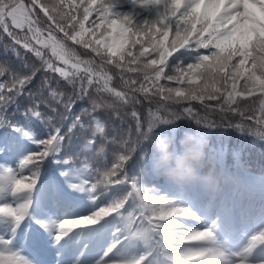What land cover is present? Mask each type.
Listing matches in <instances>:
<instances>
[{
	"label": "trees",
	"instance_id": "obj_1",
	"mask_svg": "<svg viewBox=\"0 0 264 264\" xmlns=\"http://www.w3.org/2000/svg\"><path fill=\"white\" fill-rule=\"evenodd\" d=\"M22 2L30 7L32 0H22ZM117 2L119 0H95L94 3L93 0H38L32 16L36 21L33 27L39 30L37 38H34L27 26L23 29L15 28L10 18L6 22L8 32L0 26V96L15 97L13 102L0 105V122L20 126L27 122L28 130L36 143L27 142L30 152L26 154L43 151L44 145L38 142L55 135V128H59L60 133L65 135L63 147L57 158L61 161L68 160V165H57L51 156L45 158L41 162V180L49 178L53 172L54 178L59 180L60 173L71 167L80 169L90 183L103 181L106 169L121 163L119 157L126 154L127 150L135 148L131 160L123 162L122 170L126 169L129 176L140 181L141 195L149 199L183 200L182 206L189 207L192 212L196 208L205 207L209 215L215 216L224 215L229 207L242 210L245 206L252 205L260 211L261 207H264V140L259 138L264 135V121L261 120V108L264 107L261 101L264 100V95L257 92L252 96L247 94L236 96L235 103L230 106L231 110L228 105H224L223 109L220 108L224 97H221L219 102L205 101L210 106L208 108L199 101L181 100L176 103L175 99L163 100L159 95L154 94L153 84L181 89L188 87L186 83L178 84L166 77L174 74L177 63H183L186 67L187 63L195 61L185 49H178L167 57L164 65H160L159 52L153 47L154 41L150 43L151 38L148 35L144 32H136V29L131 27L124 37L127 40L122 49L124 60L119 59V54L116 57L111 56L104 46V37L112 32L109 20L118 21L120 25L123 18L109 12L108 18L102 20L95 9L101 4L111 7ZM89 6L93 11L85 20L84 8ZM43 8H48V15L53 16L54 19L49 20ZM128 10L127 4H122L118 9L119 12ZM132 22L135 23L136 20L133 19ZM81 24H83V35L82 38L77 37L80 42L70 39L71 36L82 31ZM119 25L115 44L122 42ZM9 32L12 35H9ZM65 32L68 36H65ZM50 35L64 46L66 54L63 57L59 48L54 50L51 45L45 47L43 43H37V39L49 40ZM156 39L162 37L157 35ZM174 39H176L175 30L172 29L168 33L165 46H169ZM96 40H103L104 44L98 45ZM133 41L137 42L133 43ZM194 42L195 36L191 37L188 45L193 50V54L210 55L209 49L195 46ZM25 44L28 46L25 47ZM144 49H148V52L140 55ZM37 50L41 53L40 56L36 55ZM169 50L171 51L170 48ZM129 52L131 55H128ZM134 58H138L136 62H133ZM66 59L71 62L65 63ZM153 59L157 60V65L145 69V65H149ZM48 64H51L52 68H49ZM158 67H163L164 73L159 81H155V70ZM54 69L62 70L67 75H62L61 71ZM145 76L153 79H145ZM26 77H30V81L25 80ZM21 80L25 81L23 85L20 83ZM243 84L244 81L240 80L238 90L243 88ZM141 85L152 88V91L148 93L136 91ZM228 87L230 90V84ZM18 89L19 94H16ZM116 92L124 94L123 99L117 97ZM69 98L72 101L70 109L64 106L69 102ZM94 104L98 106L93 110ZM184 107L193 108L192 117L183 113ZM34 111H38L40 116H32L29 120L25 113ZM172 112L180 113L177 123L173 126H161L157 131L174 133L177 142L186 131L204 132L210 139V151L215 154V168L222 171L225 176L224 182L217 191L207 194L199 184L186 189L170 190L166 186L170 182L152 173L150 169L152 145L137 143L139 138L136 131L137 120L142 131H146L153 115L158 114L161 118L171 119ZM76 117L80 118L79 123L69 133V128ZM197 119L201 120L200 124L196 123ZM97 121L103 126V132L97 131ZM208 123H214L216 126L208 128L205 126ZM236 125H240L243 130H238ZM7 130L11 132V128ZM0 131L4 129L0 128ZM101 146L104 148L103 152H100ZM144 153L146 155H143L142 161ZM20 159L23 157H19L11 166L18 168ZM2 166L3 164L0 163V167ZM28 167L31 166L21 170L25 177L31 175ZM112 179L115 180L116 177ZM131 182L128 180L126 185H111L106 189L107 195L94 201L95 210L107 209L113 199H123L127 191L131 190ZM39 186L40 181H37V187ZM97 188L98 190L104 188V184L98 183ZM130 205H132L131 199L125 208L120 210L122 215L115 212L111 218H108L109 215L103 216L98 224L110 221L111 233L115 235H119L118 229L124 230L132 226L129 223V213H132L133 222L139 224L138 218L142 210L138 207L134 209ZM170 219L196 230L193 225L196 223L195 218L171 217ZM3 232L5 230L0 228V234ZM183 247L182 244L173 243L174 251L170 254L180 255L179 250ZM149 251L151 249L143 242H138L131 254L138 258ZM154 258L155 256L150 257L146 264H152ZM169 264H177V262L170 261ZM179 264H195V262L182 261Z\"/></svg>",
	"mask_w": 264,
	"mask_h": 264
},
{
	"label": "snow or ice",
	"instance_id": "obj_2",
	"mask_svg": "<svg viewBox=\"0 0 264 264\" xmlns=\"http://www.w3.org/2000/svg\"><path fill=\"white\" fill-rule=\"evenodd\" d=\"M37 2L38 0H32L31 6L28 7L22 0H0V26L8 32L6 22L10 18L15 28L23 29L27 26L34 38H37L39 30L33 27L36 21L32 18ZM122 4L129 5L127 12L118 11ZM43 11L45 15H48V8H43ZM92 11L90 6L84 8L85 20ZM95 11L102 20L108 18L109 12L123 18L119 25L121 43L109 45L104 44L103 40H96V44H104L111 56L116 57L119 54L121 61L124 60L123 45L127 42L124 37L130 31V27L135 28L136 32H144L148 35L151 38L150 43L154 41L153 47L159 52L160 65H164L167 57L178 49H185L190 58L195 61L187 63L186 67L183 63H177L174 74L166 77L178 84L186 83L188 87L181 89L153 84L154 94L165 101L173 99L176 103L181 100L199 101L208 108L210 106L205 101L219 102L221 97H224L220 108L223 109L224 105H228L231 110L230 106L235 103L236 96L243 94L252 96L257 92L264 95V0H119L111 7L101 4ZM48 19L52 20L54 17L48 15ZM133 19L136 20L135 23L132 22ZM109 25L114 30L117 28L114 21L109 20ZM80 27L82 31L71 36L70 39L82 38L83 24ZM172 29L175 30L176 39L166 47L165 41ZM8 34L12 35L11 32ZM157 35L162 39L157 40ZM65 36H68L67 32ZM193 36H195V46L209 49L210 55L193 54V50L188 47ZM136 42L133 41V43ZM37 43H43L45 47L51 45L54 50L59 48L62 57L66 54L64 46L51 35L49 40L37 39ZM27 46L25 44V47ZM85 46L87 47L88 44L86 43ZM147 52L148 49H144L140 55ZM36 55L40 56L41 53L37 50ZM128 55L131 53L129 52ZM137 59L134 58L133 62ZM233 61L236 62L233 63ZM157 63V60L153 59L149 65H145V69ZM48 67L52 68V65L48 64ZM54 70L67 75L62 70ZM130 70L135 71V69ZM163 73V67L156 68L154 80L159 81ZM145 79L153 78L145 76ZM25 80L30 81V77H26ZM240 80H243L244 84L243 88L238 90ZM24 82L21 80V85ZM131 83L134 84L135 81ZM105 87H107V81H105ZM19 91L18 89L16 94H19ZM136 91L148 93L152 91V88L141 85ZM115 95L121 99L124 96L120 92H116ZM14 99V96H0V105H7ZM71 102L69 98V102L64 106L70 109ZM261 104L264 105V100ZM97 106L94 104L93 110ZM183 113L192 117L193 108L184 107ZM25 115L30 120L32 116H40V113L34 111ZM171 117L169 119L161 118L158 114L153 115L146 130L154 122L179 120L180 113L172 112ZM79 120V117L75 118L69 133L76 127ZM261 120L264 121V107L261 108ZM196 123L200 124L201 120L197 119ZM205 126L212 128L216 125L208 123ZM236 127L238 130H243L240 125ZM0 128L4 129L0 131V163L3 164L0 167V228L5 230L4 234H0V245L17 249L14 246L16 237L19 236L24 241L26 251L23 248L17 250L31 259H22L18 264H73V261L74 264H89V258L80 259L85 257V250L96 254L102 252V256L95 260V264H110V262L111 264H146V261L153 256L155 258L152 264H169L170 261H175L177 264L182 261H193L195 264H208V262L222 264L226 261V254L216 244L211 229L204 228L202 231H197L190 229L184 223L170 219L171 217L195 218V214L189 207L182 206L183 200L149 199L141 195L140 181L129 176L126 169L122 170L123 162L131 160L135 148L127 150L126 154L119 157L121 163L106 169L103 181L90 183L88 179L81 180L79 179L81 170L71 167L60 173L64 178L63 181L55 179L54 172L49 178L41 180V162L45 158L51 156L57 165H68V160L61 161L57 158V154L63 147L65 135L60 133L59 128H55V135H50L49 139L38 142L44 145L43 151L26 154L30 152L27 142L36 143L28 130L27 122L23 126L0 122ZM8 128H11V132L7 130ZM96 129L99 132L104 131L98 121ZM136 131L138 135L143 132L139 120H137ZM259 138L264 140V135ZM103 150L101 146L100 152ZM21 156L23 159L19 160V167L11 166ZM29 165L31 167H28V171L31 175L25 177L21 170ZM112 177L116 179L113 180ZM128 180L132 181L131 190L127 191L123 199H113L107 209L101 208L99 211H92L91 215L87 214L94 207L95 200L108 194L106 189L113 184L126 185ZM37 181H40L39 187H37ZM98 183H103L104 188L98 190ZM129 199L132 201L130 207L134 209L138 207L142 210L138 218L139 224L133 222L132 213H129V223L132 226L124 230L118 229L119 235L111 233L110 221H105L99 227H88L97 225L103 216L110 215L112 212L122 215L120 210L125 208ZM65 216L80 218L66 219ZM81 226H85L86 230L69 235L73 228ZM138 242H143L151 251L137 258L131 253ZM173 243L184 245L179 250L178 256L170 254L174 251ZM260 244H264V232L252 238L247 251H252ZM53 245L56 247L54 248ZM114 250L115 254L109 255ZM54 252L64 254L65 258L50 259ZM68 252H71L70 256L67 255ZM104 257L108 259L105 260ZM90 259L92 264V258ZM9 264H17L15 256L10 259ZM238 264H245V262L239 261Z\"/></svg>",
	"mask_w": 264,
	"mask_h": 264
},
{
	"label": "clouds",
	"instance_id": "obj_3",
	"mask_svg": "<svg viewBox=\"0 0 264 264\" xmlns=\"http://www.w3.org/2000/svg\"><path fill=\"white\" fill-rule=\"evenodd\" d=\"M175 123L177 120L154 122L139 134L138 144L152 145V173L180 189L199 184L206 191H217L225 176L215 168V154L210 151L209 137L199 130L186 131L177 142L174 133L157 131L161 126H173Z\"/></svg>",
	"mask_w": 264,
	"mask_h": 264
},
{
	"label": "rangeland",
	"instance_id": "obj_4",
	"mask_svg": "<svg viewBox=\"0 0 264 264\" xmlns=\"http://www.w3.org/2000/svg\"><path fill=\"white\" fill-rule=\"evenodd\" d=\"M117 27L118 23L116 22ZM114 30L111 35L106 36L105 38V44H113V41L116 38L115 31ZM67 63L69 64L71 61L69 59H66ZM63 176L60 177V181H63ZM79 179H87L85 175H83L80 172ZM169 186L173 188H178L175 185ZM209 193V191H206ZM94 207L91 211L87 212L88 215L92 214V211L95 210V203L93 202ZM206 209L203 208H196L194 210L195 214V220L196 223L193 224L197 231H202L204 228L211 229V231L214 234L215 242L220 247V249L226 254V261L222 262V264H238L239 261L245 262V264H264V244L258 245L255 249L252 251H247L251 244L252 238L261 233L264 232V214L257 213L253 207L246 206L241 211L234 212L233 210L229 209L227 211V214L223 217H215V216H209L206 214ZM66 219H79L78 216H65ZM53 219H56V217H53ZM62 222V221H58ZM85 226L81 227H75V228H83ZM75 228L72 229V232L69 233V235H72L76 232L84 231V229L75 230ZM1 234H4L1 233ZM15 248L21 249L23 248L26 251V246L24 244V241L21 240L19 236L16 237L15 240ZM55 248L56 245H53ZM17 249H11L10 246L7 245H1L0 253H2V256H0V264H9L10 259H12L13 256H15L16 262H18L22 259H31L30 257H27L22 251H19ZM86 255L85 257H80L81 260H84L86 258H89V264H91L92 258V264H95V260L99 259L102 256V252L96 253H88L87 250H85ZM115 252L110 253L109 255H114ZM67 255H71V252H68ZM50 259H62L65 258L64 254H57L52 253L49 257ZM105 260H107V257H104ZM74 264V261H73ZM111 264V262H110ZM208 264H220V262H208Z\"/></svg>",
	"mask_w": 264,
	"mask_h": 264
}]
</instances>
